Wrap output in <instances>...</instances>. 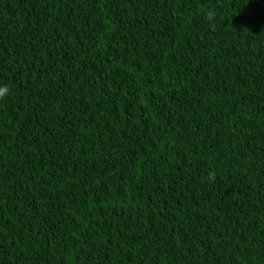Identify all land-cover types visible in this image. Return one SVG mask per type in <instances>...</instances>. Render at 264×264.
<instances>
[{
    "label": "trees",
    "instance_id": "1",
    "mask_svg": "<svg viewBox=\"0 0 264 264\" xmlns=\"http://www.w3.org/2000/svg\"><path fill=\"white\" fill-rule=\"evenodd\" d=\"M3 85L0 264H264V0H0Z\"/></svg>",
    "mask_w": 264,
    "mask_h": 264
},
{
    "label": "clouds",
    "instance_id": "2",
    "mask_svg": "<svg viewBox=\"0 0 264 264\" xmlns=\"http://www.w3.org/2000/svg\"><path fill=\"white\" fill-rule=\"evenodd\" d=\"M214 18H215V12L211 10L208 11L206 14V19L212 21L214 20ZM9 94H10V90L7 85L0 86V100H4ZM212 178L214 179V176Z\"/></svg>",
    "mask_w": 264,
    "mask_h": 264
}]
</instances>
